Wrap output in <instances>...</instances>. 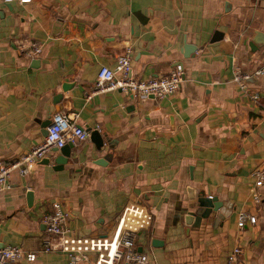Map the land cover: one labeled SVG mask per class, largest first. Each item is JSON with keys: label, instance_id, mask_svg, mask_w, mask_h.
Returning a JSON list of instances; mask_svg holds the SVG:
<instances>
[{"label": "crops", "instance_id": "1", "mask_svg": "<svg viewBox=\"0 0 264 264\" xmlns=\"http://www.w3.org/2000/svg\"><path fill=\"white\" fill-rule=\"evenodd\" d=\"M125 48L135 78L181 64L178 89L163 98L92 92L99 66L112 68ZM260 67L264 0H0V159L41 140L42 121L59 110L103 140L98 149L88 136L71 143L60 169L52 148L26 174L9 173L0 246L34 252L18 264H69L41 250L53 201L69 229L91 236L109 235L123 205L139 203L153 213L134 240L148 264H228L234 246V264H264V186L251 198L264 165V73L244 89L233 80L235 68ZM198 197L216 208L197 215ZM238 211L255 222L237 226Z\"/></svg>", "mask_w": 264, "mask_h": 264}, {"label": "built area", "instance_id": "2", "mask_svg": "<svg viewBox=\"0 0 264 264\" xmlns=\"http://www.w3.org/2000/svg\"><path fill=\"white\" fill-rule=\"evenodd\" d=\"M24 2L28 0H17ZM40 49L37 45L31 47L30 56H36ZM264 73V67L242 72L235 68L233 80L240 89L246 86V80L254 75ZM183 66L175 64L167 74L135 78L130 75L128 49L125 48L114 58V66L109 68L99 66L96 71L92 92L119 89L132 97L145 98L153 96L163 98L174 93L183 79ZM252 98L256 100L257 94ZM95 126V125H94ZM88 131L77 122V113L74 111H55L45 126V133L41 140L31 144L10 160L0 159V192L6 188L7 177L11 171L24 175L28 170L49 151L58 149L66 142L76 143L86 139ZM254 183L251 188V198L257 203L261 195L257 190L264 186V165L254 170ZM66 213L61 210L58 203L53 201L49 211L41 216L45 235L41 238V250H56L63 253L69 264L87 261L89 254L93 255L92 264H113L114 260H122L133 264H148L145 253L135 249L134 240L137 231L145 228L153 220L152 210L139 203H127L121 208L112 232L109 235L78 234L65 224ZM255 215L238 211L236 223L241 227L245 221L254 223ZM241 253L239 246H234L227 255L228 264H234ZM35 254L22 249L16 244L0 246V264H18L24 259L32 261Z\"/></svg>", "mask_w": 264, "mask_h": 264}, {"label": "water", "instance_id": "3", "mask_svg": "<svg viewBox=\"0 0 264 264\" xmlns=\"http://www.w3.org/2000/svg\"><path fill=\"white\" fill-rule=\"evenodd\" d=\"M215 34H219V33H215ZM214 34V35H215ZM218 38V37H217ZM216 39V37H215ZM188 49H192V47L190 46H185V50H188ZM186 55V54H185ZM66 87H68V83H62L61 84V89L64 90ZM59 95V94H58ZM60 96V95H59ZM49 121V118L48 116L42 121L41 123V128L44 130V133H45V126L46 124L48 123ZM88 131V137L89 139H91V141L93 142L95 148H99L101 145H102V138L100 137V135L98 134L97 130L95 129H87ZM71 146V143L69 142H66L65 144H63L61 147H59L57 149V154H55V156L52 158L53 160V168L55 169H60L62 167V164L65 162L68 154H69V147ZM55 149V148H54ZM102 159H106V156L102 157ZM97 163L99 161H96ZM26 195V199L29 198L30 196V193L29 192H26L25 193ZM216 203L215 201H213L211 199V197H198L197 199V209L194 211L197 215H202V213H204V208H209V207H213L216 208ZM152 242L154 243L155 241L152 240Z\"/></svg>", "mask_w": 264, "mask_h": 264}]
</instances>
